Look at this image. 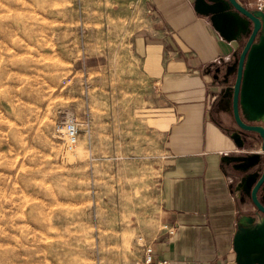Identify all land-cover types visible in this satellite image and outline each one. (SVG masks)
Instances as JSON below:
<instances>
[{
    "label": "rangeland",
    "instance_id": "obj_1",
    "mask_svg": "<svg viewBox=\"0 0 264 264\" xmlns=\"http://www.w3.org/2000/svg\"><path fill=\"white\" fill-rule=\"evenodd\" d=\"M137 1L0 0V264H136L137 238L163 225L158 137L126 133L144 119L126 110ZM67 122L79 129L72 152ZM261 146L248 132V156L262 158ZM258 197L264 205V184Z\"/></svg>",
    "mask_w": 264,
    "mask_h": 264
},
{
    "label": "crops",
    "instance_id": "obj_2",
    "mask_svg": "<svg viewBox=\"0 0 264 264\" xmlns=\"http://www.w3.org/2000/svg\"><path fill=\"white\" fill-rule=\"evenodd\" d=\"M237 1L255 11L254 0ZM194 3L137 1L128 39L135 75L126 110L143 112L144 119H133L126 133L158 137L162 168L156 204L163 225L147 236L155 256L227 264L235 262V236L254 229L248 214L254 205L250 201L249 207L243 184L248 132L238 128L232 103L230 111L227 104L248 19L227 5L224 24L217 28ZM226 65L229 78L218 82L216 69L222 66V75ZM246 110L240 107L241 116ZM233 128L242 145L234 140Z\"/></svg>",
    "mask_w": 264,
    "mask_h": 264
},
{
    "label": "water",
    "instance_id": "obj_3",
    "mask_svg": "<svg viewBox=\"0 0 264 264\" xmlns=\"http://www.w3.org/2000/svg\"><path fill=\"white\" fill-rule=\"evenodd\" d=\"M227 5L244 15L252 24V32L245 43L236 64V79L233 85L232 109L234 120L239 129L257 133L262 139L263 171L258 180L253 176L243 179V184L250 189V197L255 208L264 214V205L258 197V192L264 184V127L245 123L240 114L242 105L248 106L250 100H264V13L250 11L237 0H195V11L201 15L210 16L217 28L224 24V12ZM260 39V44L256 42ZM235 66H233V70ZM220 68L216 69L219 72ZM215 78H218L215 75ZM264 117V109L257 112ZM262 121L264 118L261 119ZM238 145H242L239 134L234 135ZM243 166H251L259 162L260 155H247ZM249 164V165H248ZM236 264H264V221L252 231H244L234 238Z\"/></svg>",
    "mask_w": 264,
    "mask_h": 264
},
{
    "label": "built area",
    "instance_id": "obj_4",
    "mask_svg": "<svg viewBox=\"0 0 264 264\" xmlns=\"http://www.w3.org/2000/svg\"><path fill=\"white\" fill-rule=\"evenodd\" d=\"M256 11L264 13V0H259L256 8ZM264 127V120L262 121ZM61 131L67 138V149L72 152L75 150V147L78 144V127L75 122H67L64 125H61ZM167 228V227H165ZM170 234H174L172 229H169ZM137 248L141 252V257L138 259L136 264H207L203 261H189V260H172L169 258H157L155 256V250L153 245L145 238H137ZM227 264H236V262L227 263Z\"/></svg>",
    "mask_w": 264,
    "mask_h": 264
},
{
    "label": "flooded vegetation",
    "instance_id": "obj_5",
    "mask_svg": "<svg viewBox=\"0 0 264 264\" xmlns=\"http://www.w3.org/2000/svg\"><path fill=\"white\" fill-rule=\"evenodd\" d=\"M249 37V36H248ZM220 68V71L219 72H216L215 75L218 76V78H216V80L218 82H224L225 79H228L229 78V70H230V66H227L225 67L224 69V73L221 75L220 73L222 72V66L219 67ZM234 85V84H233ZM232 97H233V87H232ZM248 106L253 110V111H256V112H260L264 109V100H250L248 101ZM256 135V134H255ZM257 164H260L263 168V157L260 158L259 162L254 164V165H257ZM249 165V164H248ZM254 165H251V166H248V168H251L253 167ZM260 191V190H259ZM259 193V192H258ZM255 207V206H254Z\"/></svg>",
    "mask_w": 264,
    "mask_h": 264
},
{
    "label": "bare ground",
    "instance_id": "obj_6",
    "mask_svg": "<svg viewBox=\"0 0 264 264\" xmlns=\"http://www.w3.org/2000/svg\"><path fill=\"white\" fill-rule=\"evenodd\" d=\"M78 149V148H77Z\"/></svg>",
    "mask_w": 264,
    "mask_h": 264
}]
</instances>
